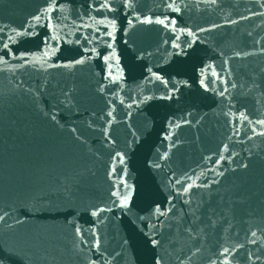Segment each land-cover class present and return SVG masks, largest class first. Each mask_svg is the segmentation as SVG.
Instances as JSON below:
<instances>
[{
    "label": "water",
    "instance_id": "water-1",
    "mask_svg": "<svg viewBox=\"0 0 264 264\" xmlns=\"http://www.w3.org/2000/svg\"><path fill=\"white\" fill-rule=\"evenodd\" d=\"M261 121L264 0H0V264H264Z\"/></svg>",
    "mask_w": 264,
    "mask_h": 264
},
{
    "label": "snow or ice",
    "instance_id": "snow-or-ice-1",
    "mask_svg": "<svg viewBox=\"0 0 264 264\" xmlns=\"http://www.w3.org/2000/svg\"><path fill=\"white\" fill-rule=\"evenodd\" d=\"M215 2H216V0H208V3H211V4H214ZM35 18L36 19H39V17H35ZM5 47H7V45H5ZM261 123H264V121H261ZM252 235L255 236L256 233L253 232ZM153 243L155 244V242H153ZM224 251H225V253H227L229 250L228 249H225ZM157 264H159V262H157Z\"/></svg>",
    "mask_w": 264,
    "mask_h": 264
}]
</instances>
